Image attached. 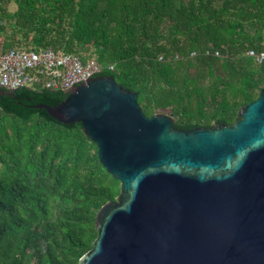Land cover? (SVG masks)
Listing matches in <instances>:
<instances>
[{"label": "trees", "instance_id": "obj_1", "mask_svg": "<svg viewBox=\"0 0 264 264\" xmlns=\"http://www.w3.org/2000/svg\"><path fill=\"white\" fill-rule=\"evenodd\" d=\"M0 37L114 64L102 75L182 129L232 124L264 89V63L247 55L264 50V0H0ZM0 92V264H80L120 182L81 123L34 107L67 93Z\"/></svg>", "mask_w": 264, "mask_h": 264}, {"label": "water", "instance_id": "obj_2", "mask_svg": "<svg viewBox=\"0 0 264 264\" xmlns=\"http://www.w3.org/2000/svg\"><path fill=\"white\" fill-rule=\"evenodd\" d=\"M63 91L54 119L81 123L121 185L80 264H264V89L232 124L182 129L147 116L111 75ZM2 94V92H0Z\"/></svg>", "mask_w": 264, "mask_h": 264}, {"label": "built area", "instance_id": "obj_3", "mask_svg": "<svg viewBox=\"0 0 264 264\" xmlns=\"http://www.w3.org/2000/svg\"><path fill=\"white\" fill-rule=\"evenodd\" d=\"M220 54L216 51L217 56ZM247 55L257 64L264 63V50L248 49ZM114 69V64L101 63L95 57H84L52 47L6 48L0 37V84L10 89L20 84L53 89L75 87L88 77Z\"/></svg>", "mask_w": 264, "mask_h": 264}, {"label": "rangeland", "instance_id": "obj_4", "mask_svg": "<svg viewBox=\"0 0 264 264\" xmlns=\"http://www.w3.org/2000/svg\"><path fill=\"white\" fill-rule=\"evenodd\" d=\"M16 8V6H15V4H10V6H9V9L10 10H14ZM160 112H163V113H166V114H168V115H170V111H168V110H166V111H160Z\"/></svg>", "mask_w": 264, "mask_h": 264}]
</instances>
